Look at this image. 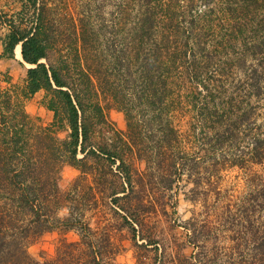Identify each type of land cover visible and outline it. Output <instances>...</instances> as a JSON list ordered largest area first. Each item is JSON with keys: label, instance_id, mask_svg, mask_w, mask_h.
<instances>
[{"label": "trees", "instance_id": "16d2710c", "mask_svg": "<svg viewBox=\"0 0 264 264\" xmlns=\"http://www.w3.org/2000/svg\"><path fill=\"white\" fill-rule=\"evenodd\" d=\"M20 1L18 13L4 15L10 30L1 56L16 58V47L22 45L23 61L32 65L23 94L48 91L46 106L60 127L70 130L65 140L69 163L81 167L90 155H100L90 145L88 118L95 113L106 120L107 74L118 71L135 83L132 100L142 117L128 118L126 142L117 132L125 143H137L134 134L143 126L153 135L148 137L163 143L156 170L142 156L143 169L135 159L126 161L102 147L111 169L116 164L122 177L110 190L111 201L134 238L144 236L147 205L166 211L167 198H173L176 185L180 192L186 174L185 197L202 207L183 221L187 239L172 262L264 264V0H122L113 11L110 40L104 42L107 34L95 29L88 15L63 21L51 15L44 0ZM62 41L65 47L56 54ZM172 143L201 144L190 152ZM219 150L220 159L196 156L212 157ZM29 165L13 167L11 180L20 188L19 202L35 210L39 194L22 176L30 172ZM232 168L243 171L241 188L223 185V172ZM73 216L57 220L73 228ZM48 220L37 212L38 234L53 228L46 226ZM220 239L225 245L212 248ZM82 242L96 259L93 241Z\"/></svg>", "mask_w": 264, "mask_h": 264}, {"label": "rangeland", "instance_id": "374dc122", "mask_svg": "<svg viewBox=\"0 0 264 264\" xmlns=\"http://www.w3.org/2000/svg\"><path fill=\"white\" fill-rule=\"evenodd\" d=\"M44 1L49 3L51 15L63 21L71 15L76 18L90 16L93 27L107 34V38L101 39L104 42L110 40L113 11L122 0ZM21 8L20 0H0V35L10 30L4 15L16 14ZM63 42L56 45V54L65 47ZM91 44V41L87 42V46ZM91 54L97 58L95 53ZM22 61L16 57L9 58V64L0 63V264H38L36 261L41 264H84L87 259L90 264H159L161 260L164 264H174L172 259L177 248L187 239L183 221L191 216L194 208L199 210L202 207L200 204L195 206L185 197L186 174L180 181V192H175L176 185L173 198H167L166 211L159 204L156 210L147 205L150 212L145 213L147 223L141 230L143 237L134 238L130 226L124 223L110 197L111 188L119 186L122 177L116 164L114 170L111 169L108 153L103 149L120 153L126 161L135 159L141 169L144 168L142 156L144 163L149 160L150 169L154 171L160 159L158 150L163 145L148 137L152 134L143 126L137 127L134 134L137 143H125L128 118L135 122L142 117V111L132 100L135 85L132 78H125L118 71L107 74L105 92L110 98L106 101V120L95 113L89 114L88 118L93 142L90 145L100 155H90L86 159V164L81 167L90 171L85 172L68 162L69 150L65 140L70 130L60 127L55 112L46 106L48 91L41 89L28 97L23 94L27 69L32 65ZM131 105L132 115L128 113ZM117 131L124 134L125 142ZM172 144L176 148L177 144L182 145L193 152L201 143ZM218 152L212 157L203 152L196 156L212 161L222 157L220 150ZM78 156L82 158L84 153ZM25 164H30V172L22 176L33 181L39 194L35 210L19 202L20 188L11 180L12 168ZM223 175L224 186L231 184L241 188L244 185L243 171L238 168L225 170ZM114 179L117 184H113ZM174 204H177L176 210ZM38 211L43 213V218L49 217L47 227L53 225L42 234L37 233L35 226ZM71 214L77 221L73 228L57 220ZM87 225L92 230L87 229ZM82 240L93 241L96 259L89 255ZM222 240L217 245L211 244L212 248H222L225 245ZM192 250V246L186 249L187 252Z\"/></svg>", "mask_w": 264, "mask_h": 264}, {"label": "crops", "instance_id": "0c3cea01", "mask_svg": "<svg viewBox=\"0 0 264 264\" xmlns=\"http://www.w3.org/2000/svg\"><path fill=\"white\" fill-rule=\"evenodd\" d=\"M9 32V31H8ZM7 32V33H8ZM6 33V34H7ZM6 34H3V35H0V41H1V44H0V54L3 53L4 51V38L6 36ZM21 44H19L17 47H16V57L21 59V60H24L23 58V54H22V49H21V53L19 54V51H18V47L20 46ZM22 46V45H21ZM9 57H6V56H0V63H3V64H9Z\"/></svg>", "mask_w": 264, "mask_h": 264}, {"label": "bare ground", "instance_id": "6f19581e", "mask_svg": "<svg viewBox=\"0 0 264 264\" xmlns=\"http://www.w3.org/2000/svg\"><path fill=\"white\" fill-rule=\"evenodd\" d=\"M21 49H22V46L20 45V46L18 47L19 54L21 53Z\"/></svg>", "mask_w": 264, "mask_h": 264}]
</instances>
